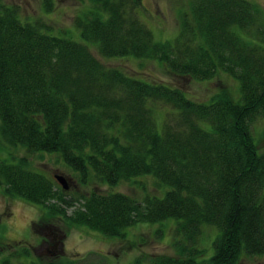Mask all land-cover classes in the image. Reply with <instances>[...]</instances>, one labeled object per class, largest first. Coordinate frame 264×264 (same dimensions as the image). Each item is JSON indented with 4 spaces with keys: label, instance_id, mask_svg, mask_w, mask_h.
Returning a JSON list of instances; mask_svg holds the SVG:
<instances>
[{
    "label": "trees",
    "instance_id": "1",
    "mask_svg": "<svg viewBox=\"0 0 264 264\" xmlns=\"http://www.w3.org/2000/svg\"><path fill=\"white\" fill-rule=\"evenodd\" d=\"M56 2L42 0L44 13ZM91 2L67 27L80 31V42L61 35L62 27L24 20L0 0V142L27 152L14 162L0 159V189L109 238H125L136 223L178 220L176 255L132 264L264 257V149L253 133L264 119V8L250 0H193L176 37L156 41L139 17L143 0ZM86 42L106 58L157 60L196 81L227 73L240 83V100L228 88L200 101L173 84L135 78L107 66ZM37 153L61 156L83 184L115 187L151 176L165 195L92 191L74 198L82 202L68 214V189L56 174L33 169ZM207 227L217 233L212 255L201 245ZM18 252L11 255L31 254ZM1 264H13L11 256Z\"/></svg>",
    "mask_w": 264,
    "mask_h": 264
},
{
    "label": "rangeland",
    "instance_id": "2",
    "mask_svg": "<svg viewBox=\"0 0 264 264\" xmlns=\"http://www.w3.org/2000/svg\"><path fill=\"white\" fill-rule=\"evenodd\" d=\"M5 1L17 6L24 20H42L53 27H62L66 33L63 31L64 34H61V30L55 29L52 32L84 42L78 29L67 27L74 24L76 16L92 3L91 0H57L54 11L50 13H44L42 0ZM192 1L143 0L144 7L139 10V17L152 30L156 41L172 40L180 29L182 13L189 10ZM250 1L264 8V0ZM262 43L264 44V41ZM87 44L107 66L119 67L129 75L144 81L173 84L195 100L208 101L221 88L230 89L234 99L240 100V83L227 73L219 71L220 73L210 81H196L187 76L171 74L157 60L152 61L132 55L106 58L99 53L95 44ZM253 126L259 148L264 149V119L258 120ZM3 144L5 145V142H0V159L14 162L16 155L27 154L21 150L22 147L15 149L5 145V148H2ZM58 160L56 155L37 153L32 157L33 166L37 169L32 168L50 178H54L55 174L66 176L69 184L67 198L73 199L74 202L67 207L68 214H71L82 202L74 198L88 195L92 191L104 193L121 191L140 200L147 193L165 195L166 190L151 176L140 177L138 181H125L115 187L96 182L83 184L61 156ZM45 210L41 205L29 203L19 197L8 196L0 189V264L9 256L13 264H32L33 262L37 264H132L142 256L150 261L158 255L177 254L174 244L178 237V220L175 218L156 223H136L126 230L125 238H109L85 226H70L63 216H48ZM215 233V229L207 227L202 235L201 245L205 248L207 255L214 253L213 242L217 235ZM24 248H30L29 256L11 255L14 252H21ZM239 264H264V257L251 256L243 252Z\"/></svg>",
    "mask_w": 264,
    "mask_h": 264
},
{
    "label": "water",
    "instance_id": "3",
    "mask_svg": "<svg viewBox=\"0 0 264 264\" xmlns=\"http://www.w3.org/2000/svg\"><path fill=\"white\" fill-rule=\"evenodd\" d=\"M55 177L58 180V182L63 186L64 189L69 188V184H68V180H67L66 176H64L62 174H56Z\"/></svg>",
    "mask_w": 264,
    "mask_h": 264
}]
</instances>
